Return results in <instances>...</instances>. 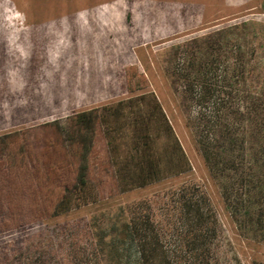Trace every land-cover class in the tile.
<instances>
[{
  "label": "rangeland",
  "instance_id": "obj_1",
  "mask_svg": "<svg viewBox=\"0 0 264 264\" xmlns=\"http://www.w3.org/2000/svg\"><path fill=\"white\" fill-rule=\"evenodd\" d=\"M263 8L264 0H0V134L126 98L124 67L134 63L192 167L182 177L0 234V260L36 243L51 248L59 242L63 255L73 237L89 245L93 227L109 225L133 206L149 209L168 241L179 233L176 191L195 186L209 198L219 225L210 264L264 263V240L239 226L208 171L196 141L198 111L175 69L185 64L194 73L213 54L208 42L216 41L235 105L245 111L264 99ZM103 264L113 262L104 257Z\"/></svg>",
  "mask_w": 264,
  "mask_h": 264
},
{
  "label": "trees",
  "instance_id": "obj_2",
  "mask_svg": "<svg viewBox=\"0 0 264 264\" xmlns=\"http://www.w3.org/2000/svg\"><path fill=\"white\" fill-rule=\"evenodd\" d=\"M264 13V8H263ZM191 73L176 65L184 97L196 110V141L223 202L242 229L264 240V99L245 111L227 89L217 53ZM242 54L236 55L243 73ZM128 96L0 134V234L39 226L74 210L111 201L192 171L146 74L124 67ZM237 97V96H236ZM179 233L168 241L147 208L133 206L92 228L89 245L72 238L66 254L33 244L0 264H210L219 225L198 187L176 191ZM264 264V263H257Z\"/></svg>",
  "mask_w": 264,
  "mask_h": 264
},
{
  "label": "crops",
  "instance_id": "obj_3",
  "mask_svg": "<svg viewBox=\"0 0 264 264\" xmlns=\"http://www.w3.org/2000/svg\"><path fill=\"white\" fill-rule=\"evenodd\" d=\"M12 81L14 82L13 83V86H14V84H17V82H19L18 80H16L15 78L14 79H12ZM23 83H24V81H22ZM13 95H15V94H13ZM20 95H23V96H25L26 95V93H25V91H23ZM19 94L17 95V96H20Z\"/></svg>",
  "mask_w": 264,
  "mask_h": 264
}]
</instances>
